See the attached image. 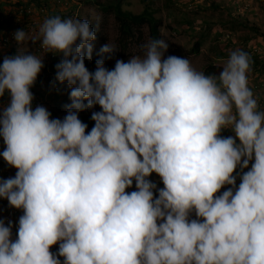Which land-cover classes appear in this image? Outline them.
<instances>
[{
  "label": "clouds",
  "instance_id": "obj_1",
  "mask_svg": "<svg viewBox=\"0 0 264 264\" xmlns=\"http://www.w3.org/2000/svg\"><path fill=\"white\" fill-rule=\"evenodd\" d=\"M83 4L48 0L41 12L52 17L38 36L29 26L0 37L17 48L39 42L42 55L19 49L0 63V104L10 97L0 156L18 169L0 177V198L23 210L15 240L0 218V264H264V111L249 87V54L232 51L206 75L165 58L168 42L152 39L109 69L105 54L118 49L100 47L99 20L76 19ZM93 53L102 58L90 71ZM43 67V102L65 82L71 89L62 120L31 91ZM97 105L86 131L79 113Z\"/></svg>",
  "mask_w": 264,
  "mask_h": 264
},
{
  "label": "rangeland",
  "instance_id": "obj_2",
  "mask_svg": "<svg viewBox=\"0 0 264 264\" xmlns=\"http://www.w3.org/2000/svg\"><path fill=\"white\" fill-rule=\"evenodd\" d=\"M23 1L28 2V0ZM95 1L96 0H85L86 4H83V9L79 10V15L76 19H86L93 24L95 23V25L96 21L99 20L100 24L103 13L99 7L94 5ZM211 1H213L216 5L218 4L219 7H209L208 5L210 0H124L122 5L124 9L131 10L134 13H139L143 9L146 2H149L153 8L157 9L155 15L162 19L160 34L162 39L166 40L169 44L168 52L165 53V58L168 55H175L181 58L189 59L192 67L197 71L203 72L205 67L210 63L214 65L221 64L226 61L231 52L235 50H243L247 53H253L254 51L258 52L259 56H264V0L261 2L259 0ZM234 6H236V9ZM46 10L48 11L49 9ZM19 15H21L20 12ZM50 17L52 16L43 14L38 17V20L43 23L45 19ZM233 18L238 21H247L254 29L257 30L247 28L244 25H236L234 28L230 29ZM225 22L227 25L226 28L223 26ZM226 29L228 31H226ZM36 30L37 28L34 25V28H31L30 30L32 31V33L30 32V37H36L39 35ZM142 30L145 34L143 42L146 44L149 42L148 31L146 27H143ZM217 31H221V33L228 32V34L222 36L217 34ZM106 32L108 33L107 44L110 42L115 47L114 41L117 34L112 16L107 18ZM240 35L248 37L244 41H239L237 40V36ZM197 40H200L201 45L199 46L198 51L194 52L193 45ZM228 41H231L232 44L228 45ZM12 43L5 44L0 38V60L3 58L5 53L8 55L10 54L11 56L12 53L16 54L19 49L22 52H31L42 57V55L35 52L36 45L39 42L33 45L32 42L29 41L20 48H17V46H20L21 44L13 46ZM92 43L94 44V51L99 52L98 43L96 41H93ZM143 45H134L133 48L130 47L129 50H131V55L128 57L121 56L118 59H122L127 62L131 56L142 54ZM219 53H222L223 56L218 57ZM62 59L63 58H61L60 55H56L54 63L58 64ZM116 60L117 59L113 60L114 65ZM88 62L89 60H85L86 64ZM41 74L42 70L38 75L35 85L31 88V91L34 96H38V98L41 99L42 103L39 102V104L46 107L52 113L51 118L65 117L67 115L66 106L70 105L72 101L70 99L71 89L69 92L63 88L64 86H67L68 89L70 87L67 82H65L55 95L51 96V94H48L45 102H43L42 99L45 97L46 88H44ZM248 83L254 93V98L258 100L259 109L264 111V67L261 72L256 71L254 74H249ZM9 100L10 97L5 95L2 104H7ZM2 104H0V107H2ZM56 108L58 109V113L55 112ZM99 108L100 106L97 105L95 108L87 110L96 111ZM86 131H89V129ZM222 135L231 136L234 135V133L230 129H225L222 132ZM5 147L6 145H4L3 142H0V152H2ZM0 161H4L3 165L0 164V172H5L6 178L14 177L18 169L10 167L2 156H0ZM247 170L248 169H245L244 171ZM237 171H239V169ZM0 177L3 176L0 174ZM150 179L157 183L158 188L164 187L161 178L155 172L152 173ZM240 182L241 181H239L238 178L237 186ZM229 187H231V185H225L221 191L227 190ZM134 190H137L135 183H133L131 188L126 189L128 192ZM10 212H13L12 215ZM22 215V209L10 207L7 199L0 198V218L5 220L6 225L8 221L13 223V240L17 238L18 222L20 216ZM193 218L195 217L193 216ZM58 249L59 244H56L53 245L50 250L55 253L58 252Z\"/></svg>",
  "mask_w": 264,
  "mask_h": 264
},
{
  "label": "trees",
  "instance_id": "obj_3",
  "mask_svg": "<svg viewBox=\"0 0 264 264\" xmlns=\"http://www.w3.org/2000/svg\"><path fill=\"white\" fill-rule=\"evenodd\" d=\"M14 1V0H13ZM12 0H0V34H5L7 30H14L17 31L19 29L25 30L28 29L29 26L34 28V25L37 28V32L39 33V28L41 26L40 20H37V23L33 24V20L31 17V10L32 8H37L38 13L36 18L38 19L39 16L42 15L41 10L47 8L48 0H28V2H24L23 0H16L13 2ZM123 1L124 0H105L99 1L96 0L94 5L99 7L102 10V20L99 24V30H97V40L99 41L100 47L107 44L108 33L106 32V23L107 18L112 16L113 17V24L116 27V38L114 41L115 47L118 49L114 54H105V66L109 69L114 68L113 60L118 59L121 56L128 57L131 55L130 47L141 46L144 44L145 34L143 33L142 28L146 27L148 31V38L149 41L152 39H162L160 34V27L162 25V19L159 16L155 15L157 9L153 8L149 2L144 4L143 9L139 13H134L131 10H127L123 8ZM207 1V0H206ZM260 2L262 0H259ZM261 5V4H260ZM209 7L216 8L219 5L215 4L213 1L210 0ZM236 9V6H234ZM21 9L22 14L19 15V10ZM20 19L18 20V18ZM37 24V25H36ZM236 25H244L247 28L254 29L252 25H250L247 21H238L235 18L232 19V26L234 28ZM224 28L227 27L226 22L223 24ZM226 31H228L226 29ZM217 34L222 36L228 34V32L217 31ZM248 36L240 35L237 36V40L244 41L247 39ZM228 45H231L232 42L228 41ZM201 45L200 40H197L193 45V51L197 52L199 46ZM251 58V70L248 72L249 74H254L256 71L261 72L264 67V56H259L258 52H248ZM111 55V58H107ZM11 56H13L11 54ZM223 54L219 53L218 57H222ZM102 57L98 54L93 53L92 60L86 64V67L90 71H95L96 69V61L101 59ZM3 60H0L2 63ZM53 69L55 70L56 67L54 65ZM222 71L221 68H218L217 65L208 64L205 69L204 73L206 75L211 74H219ZM44 72V67H43ZM42 72V81L45 79V72ZM63 89L68 90L67 86H64ZM56 92L52 93L55 95ZM86 103V101H85ZM55 110V109H54ZM96 111H101L99 108ZM55 112L58 113V109L56 108ZM93 110H88L85 112L79 113V118L88 125L89 131L94 126V121L91 119ZM64 118V117H63ZM59 118V119H63ZM0 142H3V138L0 137ZM0 164H4V161H0ZM0 174L6 179L5 172H0ZM150 179V177H149ZM240 181V180H239ZM135 183V181H134ZM156 196H158V192L156 191ZM61 261H63V257H60Z\"/></svg>",
  "mask_w": 264,
  "mask_h": 264
},
{
  "label": "built area",
  "instance_id": "obj_4",
  "mask_svg": "<svg viewBox=\"0 0 264 264\" xmlns=\"http://www.w3.org/2000/svg\"><path fill=\"white\" fill-rule=\"evenodd\" d=\"M55 81V86L53 85V82ZM48 84L50 87H52V89L56 90L58 88V86L56 85V80L54 77L50 78L48 80ZM13 212H10V214L12 215Z\"/></svg>",
  "mask_w": 264,
  "mask_h": 264
},
{
  "label": "crops",
  "instance_id": "obj_5",
  "mask_svg": "<svg viewBox=\"0 0 264 264\" xmlns=\"http://www.w3.org/2000/svg\"><path fill=\"white\" fill-rule=\"evenodd\" d=\"M4 170V169H3Z\"/></svg>",
  "mask_w": 264,
  "mask_h": 264
}]
</instances>
